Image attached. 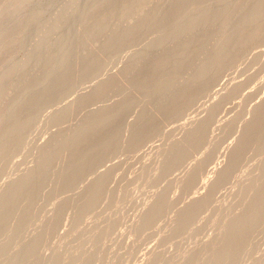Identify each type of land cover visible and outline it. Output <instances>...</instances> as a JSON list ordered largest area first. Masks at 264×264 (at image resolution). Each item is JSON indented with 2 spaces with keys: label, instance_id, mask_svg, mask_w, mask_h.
<instances>
[{
  "label": "rangeland",
  "instance_id": "1",
  "mask_svg": "<svg viewBox=\"0 0 264 264\" xmlns=\"http://www.w3.org/2000/svg\"><path fill=\"white\" fill-rule=\"evenodd\" d=\"M259 1L0 0V41L9 29L11 40L20 36L22 19L31 15L19 49L9 59V53H0V76L5 72L0 117L25 101L0 123V134L12 129L0 135V148L6 145L0 194L12 190L18 177L34 173L40 178L23 186L29 200L25 212L35 209L40 215L18 222L12 239L0 246L2 262L16 256L20 264H264V210L247 202L264 193V186L250 185L248 200L239 195L244 182L264 175V144L256 151L264 142V7ZM145 38L170 41L151 46L141 43ZM73 51L77 57L65 62ZM186 54L185 63L174 64ZM216 55L219 60L210 63ZM51 57L56 61L45 67L14 66ZM36 110L41 112L32 116ZM66 110L73 111L65 115ZM207 111L218 112L208 123ZM198 125L201 141L182 142ZM79 128L91 129L69 137ZM241 129L247 133L237 147L195 165L211 155L213 141L225 136L223 148ZM121 132L112 148L101 152ZM167 147L168 153L160 151ZM180 150L185 161L178 159ZM173 163L179 165L168 167ZM231 164L238 166L220 173ZM150 171L156 175L140 174ZM187 173L195 177L180 185L178 178ZM164 188L168 197L154 199ZM40 195L45 200L33 203ZM230 201L237 202L235 209L225 210ZM22 205L21 199L18 211ZM221 205L225 211L218 209ZM247 212L263 218L243 225L238 217ZM121 214L124 219L115 222ZM211 218L213 226L205 223ZM194 219L190 229L184 228ZM238 223L242 231L232 234ZM177 225L174 234L167 228ZM5 226L2 221L0 241Z\"/></svg>",
  "mask_w": 264,
  "mask_h": 264
},
{
  "label": "bare ground",
  "instance_id": "2",
  "mask_svg": "<svg viewBox=\"0 0 264 264\" xmlns=\"http://www.w3.org/2000/svg\"><path fill=\"white\" fill-rule=\"evenodd\" d=\"M20 3L21 2H19V3H17V5H20ZM0 4H1V2H0ZM17 5H15V7L14 8H16V6ZM257 5H260V6H262V7H264V2H263V0H260L258 3H257ZM12 9V8H11ZM11 9H10V11H11ZM264 9V8H263ZM4 10V9H3ZM13 11V10H12ZM3 12V11H2ZM0 13H1V8H0ZM11 14V13H10ZM262 14H260V15H252V16H249V18H245L244 17V19L243 20H246V21H253L254 19H256L257 17H261L262 18V16H261ZM25 19V20H24ZM24 19H22L23 21V23H22V25L20 26V28H19V30H18V32H20V33H22L20 36H18V37H15L14 39H12L13 40V42H12V40L10 39L11 38V29H9V31H8V29H6L8 32H6L4 35H1V41H0V53L1 54H6V53H9V54H7L6 56L8 57V59H9V57H10V55L12 54V52L14 51V50H16V48H18V45H17V43H19L18 41L22 38V35H23V33H24V31H25V26H26V22H28L30 19H31V15H27V16H25L24 17ZM183 19V18H182ZM181 19V20H182ZM13 27H14V24H13ZM14 29H15V27H14ZM14 29H13V32H14ZM55 30H57V27H54V29H53V32H55ZM182 31V30H181ZM12 32V33H13ZM52 32V33H53ZM179 33L180 31H176L175 30V33ZM176 33V34H177ZM119 37H120V35H117V36H115L114 37V39H113V41H116L117 39H119ZM50 38V37H49ZM11 40V43L10 44H8L7 42H8V40ZM81 39H85V34L82 36V38ZM149 38H145V39H143L142 41H141V43H143V42H145V43H147L148 45H151V46H153V45H162V44H165V43H167V42H169L170 41V39L169 38H161V39H159V40H157V41H153V39H149ZM19 49V48H18ZM14 53V52H13ZM0 54V55H1ZM79 54L78 53V51H73L72 53H70L68 56H66V58H65V62H69L70 61V59L72 60L73 59V57L74 56H76L77 57V55ZM120 55H122V54H119V56ZM2 56V55H1ZM189 56H190V54H186V55H182L181 57H179L177 60H176V62L174 63L175 65H180V64H182V63H185L186 61H187V59L189 58ZM75 57V58H76ZM143 55H140V56H138V57H136V58H134L133 59V61H134V63L136 64V63H138V60H140V59H143ZM4 58H5V56H4ZM115 58H116V56H115ZM114 58V60H116V59H118V57L115 59ZM7 59V58H6ZM6 59H5V61H6ZM91 59H93V56H91ZM219 60V55H216L215 57H213L212 58V60H210V63H214V62H217ZM30 60H22L21 62H19L18 61V63L16 62V64H14V66H16V68L17 69H19V67H21V66H25V65H39V63H42V64H40L41 66H46V65H51V64H54V62L56 61V59H55V57H51V59H46V60H38V61H34V62H29ZM3 62V61H2ZM165 63L166 62H161V64L159 65V66H162V65H165ZM233 63H235V62H233ZM258 64H260V63H258ZM257 64V65H258ZM255 69V68H254ZM8 71V70H7ZM5 73V72H4ZM4 73H2V75L0 76V80H1V78L3 79L4 78ZM8 73V72H7ZM7 73H6V75H7ZM37 82V81H36ZM16 88H19V86H16L15 88H14V91H16L17 89ZM3 95V94H2ZM23 105H25V101H20V102H18V103H16V104H14L13 105V107H12V109L13 110H11V111H7V112H5L1 117H0V123L2 124V121H4V120H6V119H8L9 117H11V116H13V115H15L16 114V111L17 110H20L21 109V107L23 106ZM73 110H66V111H64L63 112V114L65 113V115H68V114H70L71 112H72ZM242 111V110H241ZM245 112L243 113V114H247L246 113V110H244ZM248 111V110H247ZM39 112H41L40 110H36L35 112H33V114H32V116L33 115H36V114H38ZM256 113V112H259V110H253V113ZM36 113V114H35ZM218 112L217 111H209V113H208V111H207V117L205 116V115H203V120H200V121H198V122H200L199 124L200 125H204V123H208V121H207V118L210 120L211 118L213 119V117L217 114ZM219 113H221V112H219ZM238 113V112H237ZM191 114V113H190ZM192 114H195V113H192ZM191 114V115H192ZM228 115H229V113H227ZM226 114V115H227ZM189 115V114H188ZM212 115H213V117H212ZM232 115V114H231ZM236 115V114H235ZM241 115V114H240ZM248 115V114H247ZM249 115H250V113H249ZM64 116V115H63ZM196 116V115H195ZM204 116L206 117V122L204 121ZM219 116V115H218ZM239 116V115H238ZM242 116H244V115H242ZM253 116H254V114H253ZM211 117V118H210ZM222 117V116H221ZM195 118V117H194ZM215 118V117H214ZM231 118H232V116H231ZM237 118V117H236ZM236 118H233V120L235 119L236 120ZM241 118V117H240ZM245 118V117H244ZM193 119V118H192ZM218 119V118H217ZM224 119V118H223ZM189 120H190V118H189ZM219 120H222V118L221 119H219ZM182 121H185V120H182ZM201 121H203L204 123H202ZM228 121V122H227ZM231 120H224L223 121V123L225 122V123H229ZM240 121V120H239ZM50 123H52V121L50 122ZM219 123V122H218ZM206 126H207V124H205ZM226 125V124H225ZM219 126V125H218ZM222 125H220V127H221ZM217 128V127H216ZM219 128V127H218ZM217 128V129H218ZM240 128V127H239ZM91 128H79V129H74V130H72V134L69 136V137H71V136H73V135H75V134H78V133H81V132H84V131H87V130H90ZM207 129V128H206ZM199 130H201V127H199V125H198V128H197V131H193L192 133H191V135H188V136H186L185 138H183V140H182V142H185V141H187V142H194V141H196V140H200L201 141V139H202V134H200V132H199ZM220 130V129H219ZM241 130H243V129H241ZM240 130V131H241ZM12 132V129L11 128H5V129H3L2 131H1V134L0 135H4V136H6V135H8V134H10ZM244 133H247V132H245L244 130L243 131H241L240 133H237L236 132V134H237V139H235V142H230L229 144H227L225 147H221V145L222 144H220L221 142H225L226 141V139H224V137L225 136H223L222 138H221V136H220V139L219 140H215V142L213 143L212 142V148H211V155L210 156H204L203 158H201L198 162H196V166H198V165H201V164H204V163H209L212 159L214 160L217 156H218V154H222V152L225 150V149H228V148H232V147H237L238 146V144H239V141L242 139V137H240L242 134L244 135ZM125 134V132H121V133H119L118 135H117V137H114V139L111 141V142H109V143H107L106 145H104L103 147L104 148H102L101 149V152H106V151H108V149L109 148H112V146L111 145H113L114 143V140H116V139H118L119 137H122L123 135ZM235 134V135H236ZM227 138V137H226ZM230 138V137H229ZM135 139H139V138H135ZM223 139H224V141H223ZM228 139V138H227ZM229 141V140H228ZM226 144V143H225ZM261 144V143H260ZM264 144V142H262V144L261 145H259L257 148H256V151H258V150H260L261 149V147H262V145ZM206 145V144H205ZM209 145H210V143H209ZM224 145V144H223ZM264 146V145H263ZM4 147H6V145L5 146H2V148H0V159H1V154L4 152L3 151V148ZM205 148H206V146H204ZM210 147V146H209ZM208 147V150L210 149ZM170 148V147H169ZM168 147L167 148H165V149H160V151L161 152H166L167 151V153H168V149H169ZM263 148V147H262ZM140 150H142V149H140ZM138 151V152H141V151ZM145 149H143V151H144ZM153 150L154 149H152V154H156L157 152H153ZM170 150V149H169ZM262 150V149H261ZM261 150L260 151H258V152H261ZM171 151V150H170ZM145 152V151H144ZM143 153V152H142ZM180 154V155H179ZM177 156H179L178 157V159L180 158L181 160L183 159V157H185V155H183L184 154V150H180V153H179ZM189 154V152L187 153V155ZM191 155H192V153H190ZM156 155H158V154H156ZM219 155V156H220ZM251 157H252V155H250ZM24 158V160L26 159V157L25 156H23ZM86 157H89L88 155L86 156ZM249 157V156H248ZM177 158V157H176ZM23 159H21V160H23ZM179 159V160H180ZM21 160H20V162L19 163H21ZM23 160V161H24ZM184 160V159H183ZM247 161H250L251 160V158H247L246 159ZM185 161V160H184ZM188 161V160H187ZM175 162V161H174ZM177 162V161H176ZM189 162V161H188ZM212 162H214V161H212ZM176 164H178L179 165V163H173V164H171V165H169L168 167H170L171 166V168L172 167H174ZM183 166L185 165V163L184 164H182ZM238 166V164H231V165H226V166H224L221 170H220V173L222 174V173H224V172H232L233 170H235L236 169V167ZM114 167H115V165H114ZM164 167H166V165H164L163 166V169H164ZM186 167V166H185ZM113 166H111L110 168H108V172H111L113 169ZM162 168V167H161ZM115 169H116V167H115ZM166 169V168H165ZM168 169V168H167ZM169 170H170V168H169ZM172 171V170H171ZM10 174H12V173H8V174H6V180L8 179V175L9 176H11ZM142 176H144V177H146V178H148L150 175H152V176H155L156 175V173H152L151 171L150 172H141L140 173ZM5 176V175H4ZM3 176V177H4ZM141 176V179L143 178ZM0 177H2V176H0ZM139 179H140V176H139V174H138V176H137ZM193 177H195V174H192V173H187L185 176H182V177H180V178H178L179 179V183H180V185H186L187 183H188V181H190ZM145 178V179H146ZM3 178H0V180H2ZM39 177L37 176V175H35L34 173H32V174H29V175H24V176H22L21 178L20 177H18L17 178V180H16V182H15V185H14V188L12 189V190H10V191H8V192H5V193H1L0 194V225L2 224V221L3 222H6V229H7V232H6V234H5V238L2 240V241H0V246L1 245H4L5 243H7L8 241H10L12 238H10V236H11V234L12 233H14V231H15V229L18 227V222H21L22 223V221H23V219H30V218H32V217H34L35 215H37V214H39V211H37V210H33L30 214H28V213H26L25 212V209H26V205L28 204V202H29V200H27L26 199V197H25V195H26V193H28L27 192V190L28 189H24L23 188V186H27V187H29V185H35V183L37 182V181H39ZM144 179V178H143ZM6 180H4V181H6ZM3 181V180H2ZM169 181H172V180H169ZM169 181H166V182H168L169 183V185H170V182ZM252 181V180H251ZM251 181H247V182H244L245 184H243V186H245V187H243L242 188V191L240 192V194L239 195H242V198H243V200H245V198H246V196L247 195H245V191L248 189V188H250L251 186L253 187V185L255 186V185H261V186H264V175H261V176H258L257 178H254V180L251 182ZM173 182V181H172ZM1 184H0V188L3 186V182H0ZM167 183V184H168ZM174 184V183H173ZM251 185V186H250ZM166 186V185H165ZM214 185H210L209 186V189H211L212 187H213ZM167 187V186H166ZM225 187V186H224ZM168 189H169V186L167 187ZM128 189V188H127ZM165 189V188H164ZM163 190V189H162ZM162 190H158V194H155V196H153V197H155L154 199H156V200H161V199H163V198H165V196H167V193H166V190L167 189H165V191H162ZM196 190V189H195ZM1 191V190H0ZM126 191V190H125ZM131 190L130 189H128L127 190V192L129 193ZM197 192V191H196ZM123 193V192H122ZM127 193V194H128ZM154 193H155V191H154ZM194 193V192H193ZM239 193V192H238ZM237 193V194H238ZM169 194V196H170V193H168ZM192 194V193H191ZM123 195V194H122ZM152 195V194H151ZM44 197V195H40V196H38V197H35V199H33L32 200V202L33 203H35V204H39L41 201L43 202L44 200L42 199L43 197ZM200 196V194L199 195H195L194 197L192 196V198L190 199V201H188V203L187 204H190V203H192V202H194L195 200H197L198 199V197ZM237 196V195H236ZM151 197V196H150ZM149 197V198H150ZM168 197V196H167ZM238 197V196H237ZM245 197V198H244ZM46 198V197H45ZM250 198V197H249ZM21 199L24 201V205H22V207L20 208V210L18 211L17 210V208H18V204L20 203V201H21ZM232 199H234L235 200V198L232 196ZM238 199H240L239 197H238ZM247 200H248V198H246ZM234 200H233V202H234ZM186 201V200H185ZM238 202H240L241 201V199H240V201L239 200H237ZM230 202H232V201H230ZM232 202V203H233ZM242 202V201H241ZM248 202V206H251L252 208H254L255 206H257V205H260V206H262V208H263V210H264V193H259V192H256L255 194H253L252 195V197H251V200H248L247 201ZM186 203V202H185ZM184 203V204H185ZM212 203V202H211ZM223 203V202H222ZM236 201H235V203H233V204H231V203H229V204H224L225 205V210H234L235 208H234V206H236ZM187 204H185V205H187ZM235 204V205H234ZM216 205H217V202H216V204H215V206H213V203H212V205L211 206H213V207H216ZM242 205V204H241ZM108 206V205H107ZM106 206V207H107ZM222 206L223 205H221V206H218V209L219 208H222ZM240 205H238L237 207H239ZM106 207H104V208H106ZM131 206H129V208H130ZM236 207V208H237ZM172 207H170V208H168L169 210H173L174 208H172ZM234 208V209H233ZM131 209H134V207L133 208H130V209H128V210H131ZM168 209H166V211L168 210ZM103 210V209H102ZM176 210V209H175ZM220 210V209H219ZM223 210H224V206H223ZM224 210V211H225ZM127 211V210H126ZM126 211H124L123 212V214L126 212ZM154 211H155V208H153V210L150 212V215H152L153 213H154ZM165 211V212H166ZM94 212H96V211H94ZM164 212V213H165ZM167 212H170V211H167ZM165 213V215L166 214H168V213ZM50 213V212H49ZM172 213H173V211H172ZM218 213V212H217ZM93 214V212L91 213V215ZM126 214H127V212H126ZM126 214H124V216L126 217ZM220 214V213H219ZM223 214V213H222ZM40 215V214H39ZM65 215V214H64ZM90 215V216H91ZM94 215L95 214H93V216L92 217H94ZM169 215V214H168ZM90 216H89V218H90ZM10 217H12V220L10 221V224H8V219L10 218ZM200 217V216H199ZM120 218H122V214L115 220V222H119L118 220L120 219ZM263 217H262V213H254V212H247V213H243V214H241L239 217H238V221L239 222H241L243 225H245V223L247 222V221H249L250 223H251V226H253V225H255L257 222H259L261 219H262ZM18 219H20L19 221H17ZM122 219H124V218H122ZM212 219V218H211ZM215 220L216 219H212V220H209L208 219V221L207 220H205V223L206 224H208V225H211V226H213L214 224H215ZM195 224V219L194 220H192L189 224H187L186 226H184V228H186V229H190L193 225ZM144 225V224H143ZM173 226H171V227H167L168 229H170L171 228V233H173L174 234V232H176V230H177V228H178V225L176 226V227H173ZM250 229H254V228H252V227H250ZM167 231H170V230H166V233L164 232L163 234H167V235H169L168 233L169 232H167ZM240 231H242V229H241V224L240 223H238V224H236V226H235V228H234V232L232 233V234H236V233H239ZM171 233H170V235H171ZM181 261V260H180ZM182 261H184V259L182 260ZM20 262L21 261H19L18 260V258L16 257V256H14V258L12 259H10L9 261H4V262H2V260H0V264H20ZM179 263H181V262H179ZM182 264H184V263H182Z\"/></svg>",
  "mask_w": 264,
  "mask_h": 264
}]
</instances>
